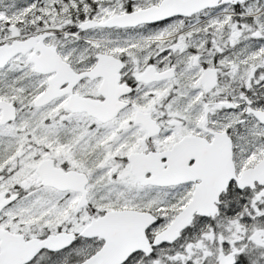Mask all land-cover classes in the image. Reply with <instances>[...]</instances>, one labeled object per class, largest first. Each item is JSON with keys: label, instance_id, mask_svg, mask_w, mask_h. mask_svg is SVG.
<instances>
[{"label": "snow or ice", "instance_id": "6c2138e0", "mask_svg": "<svg viewBox=\"0 0 264 264\" xmlns=\"http://www.w3.org/2000/svg\"><path fill=\"white\" fill-rule=\"evenodd\" d=\"M0 264H264V0H0Z\"/></svg>", "mask_w": 264, "mask_h": 264}]
</instances>
